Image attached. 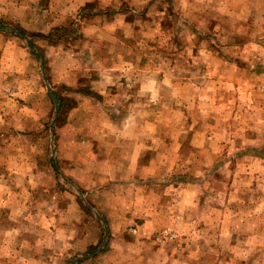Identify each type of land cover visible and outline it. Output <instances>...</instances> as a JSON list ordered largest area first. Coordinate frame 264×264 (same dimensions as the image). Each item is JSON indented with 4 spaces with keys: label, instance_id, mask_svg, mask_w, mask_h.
<instances>
[{
    "label": "rangeland",
    "instance_id": "rangeland-1",
    "mask_svg": "<svg viewBox=\"0 0 264 264\" xmlns=\"http://www.w3.org/2000/svg\"><path fill=\"white\" fill-rule=\"evenodd\" d=\"M179 1L147 0L132 8L131 0H103L45 35L0 19L13 58L0 64V195L3 187L19 193V201L31 194L48 210L58 202L60 211L67 199L80 200L67 149L55 154V141L51 151L54 131L70 136L83 129L85 120L73 113L79 107L94 117L104 113L92 120L96 129L107 113H130L141 128L155 127L156 154H171L157 167V178L164 177L165 186L187 185L181 189L187 204L165 197L164 206L173 207L166 209L168 220L155 218L153 238L110 239L102 264H264V119L247 106V97L256 95L259 107L263 94L264 25L243 19L241 9L231 19L225 8H212L213 0L181 9ZM252 1L256 15H264L259 0ZM93 26L106 36L87 37ZM98 80L111 86L95 91L90 83ZM14 218L25 235L28 225ZM93 234L95 245L64 264L97 263L86 256L101 246L104 233ZM44 238L53 247L47 254L57 255L59 240ZM0 240V264H9L7 242L13 240Z\"/></svg>",
    "mask_w": 264,
    "mask_h": 264
},
{
    "label": "crops",
    "instance_id": "crops-1",
    "mask_svg": "<svg viewBox=\"0 0 264 264\" xmlns=\"http://www.w3.org/2000/svg\"><path fill=\"white\" fill-rule=\"evenodd\" d=\"M101 1L103 0H0V19L18 24L28 32L45 35L53 33L67 17H72L93 4L98 5ZM146 1L131 0L132 8L142 6ZM223 1L213 0L212 8H225L231 19H236V11L241 9L243 19L252 21V23L261 22L264 25V15L262 11L260 15H256L252 0ZM259 2L261 6H264V0H259ZM200 5H203L202 0H180L178 7L180 9L199 8ZM120 19L121 16L117 15L115 23H120ZM261 30L264 32L263 28ZM260 34L264 39V33ZM86 35L90 38L95 35L97 37L106 36L96 26L90 28ZM11 43V37L6 32L0 31L1 65L6 63L8 56H11L10 61L8 60L9 65L13 63L12 54L6 52L10 50ZM22 51V49L17 50L21 53ZM5 66L10 68L8 65ZM261 83L264 84V80ZM91 84L95 91L99 87L111 86L109 80H98ZM131 86L133 88V83ZM260 91L263 92L260 94L261 101L258 102L260 108L257 107L256 95H253V99L247 97V106L250 111L260 110L262 122L264 119V113H262L264 112V87ZM105 96L108 97V94ZM112 96L113 94L109 95V97ZM79 108L73 113L85 120V127L73 130L72 132H75L70 136H61L59 131L56 133L54 131L56 139L54 138V145L50 148L53 153L56 141L55 154L62 148L67 149L68 157L72 161L69 165L71 170L68 172L72 176L69 178L77 187L76 191L80 200L77 202L75 198L67 199L62 211L59 209L58 202L51 201V209L48 210L43 207L42 201L44 200L34 198L30 194L24 195L19 201V193L6 192L3 187V193L0 195V215L3 213L5 219L0 220V239L9 236L13 240L7 242L8 247L12 248L6 260L9 264H46L49 262L64 264L67 258L74 257V253H80L95 245L97 237L91 233L100 235L104 233L102 241L105 236L107 237L102 248L100 246L86 257L97 262L96 264L107 263L110 254L108 250L110 239L111 242L114 239L117 243H125L131 238H137L129 237L131 235L139 236L141 239L146 236L147 240L153 238L157 230L155 218L164 216L168 220L170 212L166 209L173 207L164 206L165 197L171 195V201L176 202L180 207L187 204L185 198L182 197L183 191L181 190L187 185L165 186L164 177L157 178V167L162 164L163 160L169 161L171 154L168 152L156 154L154 126L141 128L136 124L133 114L115 111L113 115L107 113L105 124H101L102 128L96 129L91 122L93 119L102 120L104 113L94 117L86 107ZM118 121L122 122L118 123ZM71 125L78 126L76 122H71ZM51 133L53 135V132ZM195 134L204 135L201 131ZM199 146H204V139L201 140ZM218 148L217 146V150ZM97 152L100 154H96ZM82 158L81 164L79 162ZM75 161L78 165H74ZM57 162L53 160V165L56 172L61 175V167ZM258 163L261 165L262 159H258ZM158 172L161 173V170ZM82 174L84 178L80 179L79 176ZM2 179L0 178V183ZM28 196H31L30 201H28ZM79 203L84 204L85 210L80 207ZM95 212L98 213L95 214L97 216H94ZM91 215L95 219L90 218ZM16 216L22 217L21 222L28 225L25 235L23 229H19L14 223ZM86 218H89L91 222H86ZM133 224L135 229L131 227ZM130 227L132 230L129 229ZM163 227L160 228L163 229ZM126 231L130 232L129 235L125 234ZM19 232L24 235L23 239L18 237ZM45 233L59 240L56 242V246L60 247L57 255L47 254V251H53V247L44 238ZM45 255L52 257L47 261Z\"/></svg>",
    "mask_w": 264,
    "mask_h": 264
},
{
    "label": "water",
    "instance_id": "water-1",
    "mask_svg": "<svg viewBox=\"0 0 264 264\" xmlns=\"http://www.w3.org/2000/svg\"><path fill=\"white\" fill-rule=\"evenodd\" d=\"M42 62H43V59H42V57L40 56V66H41V68H42ZM50 93V92H49ZM50 95H51V93H50ZM52 96V95H51ZM106 237L107 236H105V238H104V241H103V243H102V245H101V248L104 246V244H105V240H106Z\"/></svg>",
    "mask_w": 264,
    "mask_h": 264
},
{
    "label": "built area",
    "instance_id": "built-area-1",
    "mask_svg": "<svg viewBox=\"0 0 264 264\" xmlns=\"http://www.w3.org/2000/svg\"><path fill=\"white\" fill-rule=\"evenodd\" d=\"M163 234H166V232H164Z\"/></svg>",
    "mask_w": 264,
    "mask_h": 264
}]
</instances>
